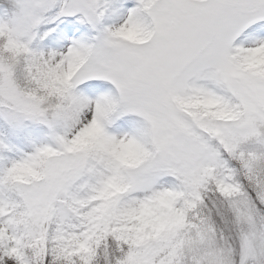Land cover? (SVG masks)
<instances>
[{
	"label": "snow or ice",
	"instance_id": "obj_1",
	"mask_svg": "<svg viewBox=\"0 0 264 264\" xmlns=\"http://www.w3.org/2000/svg\"><path fill=\"white\" fill-rule=\"evenodd\" d=\"M0 264H264V0H0Z\"/></svg>",
	"mask_w": 264,
	"mask_h": 264
}]
</instances>
